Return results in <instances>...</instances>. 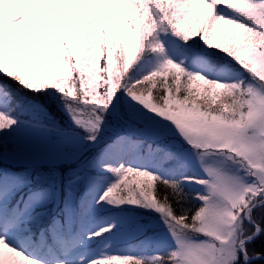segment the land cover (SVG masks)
<instances>
[{"label":"snow or ice","instance_id":"6c2138e0","mask_svg":"<svg viewBox=\"0 0 264 264\" xmlns=\"http://www.w3.org/2000/svg\"><path fill=\"white\" fill-rule=\"evenodd\" d=\"M0 264H264V0H0Z\"/></svg>","mask_w":264,"mask_h":264}]
</instances>
